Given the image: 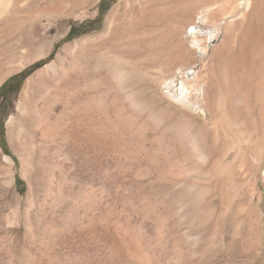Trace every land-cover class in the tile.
Segmentation results:
<instances>
[{"label": "rangeland", "instance_id": "1", "mask_svg": "<svg viewBox=\"0 0 264 264\" xmlns=\"http://www.w3.org/2000/svg\"><path fill=\"white\" fill-rule=\"evenodd\" d=\"M195 1L0 0V264H264V0Z\"/></svg>", "mask_w": 264, "mask_h": 264}, {"label": "bare ground", "instance_id": "2", "mask_svg": "<svg viewBox=\"0 0 264 264\" xmlns=\"http://www.w3.org/2000/svg\"><path fill=\"white\" fill-rule=\"evenodd\" d=\"M209 0L207 1H195L192 5H190L189 7V14H188V17L187 19L188 20H192L193 18H195V16L197 15L198 12H202L204 14V16H201L199 18V21L198 22H194L193 24L196 25L197 27H201L205 18H209V17H212V16H216V14L219 13V11H221L220 8L217 7V5L215 4H211L209 5L208 4ZM249 4V3H248ZM198 19V18H197ZM214 26V25H213ZM203 27V26H202ZM192 31V30H191ZM198 32H201V31H196V35L198 34ZM203 32V31H202ZM220 33V30L219 29H215L211 32L210 34V38L214 39L216 38ZM195 39L197 40V36H195ZM195 40V41H196ZM199 42V41H198ZM200 44V42H199ZM201 46V45H200ZM67 48H70L69 46ZM67 48H65L67 50ZM182 49H183V43L181 42V40H179L178 44L174 47V50H173V54H174V58H177V57H180V55H182ZM64 70H66L65 67H63ZM51 82V80L49 81ZM188 87L185 83V81H182V84L180 86V88L176 89L177 90V93L180 95V96H187L186 92L188 91ZM120 114V113H119ZM43 119V118H42ZM44 121L42 127L44 128L46 126V120H42ZM41 122V121H40ZM48 124V123H47ZM40 125V124H39ZM44 130V129H43Z\"/></svg>", "mask_w": 264, "mask_h": 264}, {"label": "trees", "instance_id": "3", "mask_svg": "<svg viewBox=\"0 0 264 264\" xmlns=\"http://www.w3.org/2000/svg\"><path fill=\"white\" fill-rule=\"evenodd\" d=\"M101 15L102 13L99 15L98 20L101 21ZM76 29V26H74L71 31L69 32L67 39H72L74 36L76 35H80L81 33H78L75 35L74 31ZM42 63V61L34 64L30 70H32L34 67H39V65ZM27 76V71H23L19 74H16L14 76H12L10 79H8L0 88V97H4L6 98L8 94L14 92V91H18L21 87L22 82L24 81V79ZM17 84L16 88H11L10 86ZM7 91V92H5ZM9 114H5L3 116V118L0 120V145L4 150H7V141H6V137H5V129H4V124L8 118ZM17 183L20 184L22 183L20 178H17Z\"/></svg>", "mask_w": 264, "mask_h": 264}]
</instances>
